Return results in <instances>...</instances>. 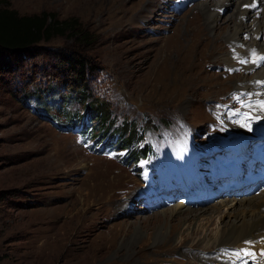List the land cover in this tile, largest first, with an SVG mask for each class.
Here are the masks:
<instances>
[{"label":"rangeland","instance_id":"374dc122","mask_svg":"<svg viewBox=\"0 0 264 264\" xmlns=\"http://www.w3.org/2000/svg\"><path fill=\"white\" fill-rule=\"evenodd\" d=\"M0 2L20 14L76 16L90 36L80 44L90 64L82 77L56 53L77 44L73 37L42 41L22 58L0 49V264H226L231 256L257 264L215 246L247 204L212 210L223 199L258 196L264 185L259 176L237 196L217 187L230 173L245 177L262 166L264 64L255 53L264 46V6L255 5L249 23L240 14L247 0ZM241 19L251 25L237 34L242 49L228 34ZM96 100L99 115L89 104ZM124 136L132 141L121 144ZM201 187L214 196L196 205L188 193ZM59 230L66 240L53 251Z\"/></svg>","mask_w":264,"mask_h":264},{"label":"bare ground","instance_id":"6f19581e","mask_svg":"<svg viewBox=\"0 0 264 264\" xmlns=\"http://www.w3.org/2000/svg\"><path fill=\"white\" fill-rule=\"evenodd\" d=\"M247 1H248V5H244V7L242 8V10L241 11L238 10V11H240L241 18H243L244 20H248L249 23H250L252 20H255L256 19V11H255L254 7H252V5L253 4L254 5H256V4L259 5L260 4L261 6H264V0H247ZM245 4H246V2H245ZM211 10H212L213 13L208 12V14H207V22L208 23L207 24H209L211 27H214L215 24H216V21H215L216 18L214 16V14L216 12H214L215 11L214 8H212ZM244 20L241 19V22H240V24L243 26L242 28L238 29L235 25H233L228 30L229 37H233V38L236 37L237 47L240 48V49H242L241 48V45H242V40L244 38L242 39L240 37L241 35L239 36L237 34L240 31H244V30L246 32H248L249 31L248 28H250V26H251L249 23L245 22ZM257 22L260 25V30H258V31H259L260 36L262 37V42L261 43L264 44V17H262V19L260 21L257 20ZM236 43H235V45H236ZM244 44H245V42H244ZM240 53H241V51H240ZM229 54H231V53H229ZM255 54L258 56V60H257L258 63L261 62V63L264 64V46H258V50H256V53ZM223 56L225 57V53L223 54ZM227 58L229 59V57H227V54H226V59ZM258 74H260L261 76L264 77V65L260 66V70L258 71ZM256 82H258V80ZM259 84H263L262 87L264 88V79ZM246 86H248V85H246ZM262 87H261V89H262ZM248 88H250V90H252V91H255L256 90V88H252V87H248ZM261 91H262V93H264V90H261ZM261 138L263 139L264 136L261 137ZM263 143L264 142H261V144H263ZM241 144L242 145H241V147L238 148V151L240 152V154L242 156H245L246 154H245L244 145H246V141H245V143H242L241 142ZM258 146H255V148L258 147ZM249 157H251V156H249ZM260 157H261V162H262L261 165L262 166L259 169V172L257 174L254 173V172L253 173L255 175H257V176L262 177V179H264V145L262 147ZM240 158H238V159H240ZM238 159H237V156H236V160H232V162H234V164L237 165V166H239V160ZM247 166L250 167V165H247ZM253 168L256 169L255 165L253 166ZM241 176H242V174L241 175H238V174H235V173H233V174L230 173L229 174V178H227L226 176L222 177L224 180L222 182H220V183H217V187L219 189H221V188L228 189L229 188L230 191L235 192L234 193L235 196H237L236 194L245 193L244 190L241 191V189H239V188H241L243 186L238 187L237 184H235V183L232 184V185H230L231 182H235L236 181L235 178L236 179H239ZM179 178H182V175ZM241 178H245V180L247 179V181H250L249 183H255L256 182V181L250 180L252 178V176L250 174L248 176L241 177ZM262 184H264V182H262ZM236 190H238V191L236 192ZM214 192H215V189H213L212 187H205V188L204 187H201L198 191H195V193H194V194H197V197H194V194L193 193H188V195H189L188 197L190 199L196 201L197 202L196 205H197L198 202H200L199 200H200L201 197L204 198V200H206L207 196L209 198L213 197L214 196L213 195ZM226 193H229V192H226ZM81 195H82V197L88 196L87 193L81 194ZM228 195H230V193ZM234 202H238V203L240 202V203H243L244 205L247 204V206H243L244 209L241 210L242 212H240V214L238 213V215L235 216V217H237V220L235 219L236 221H233L232 223H230V225L224 226V228L222 227L223 230H221V231H222L223 238L220 239V240H218V243L215 244V246H217V248H221V246L228 245L229 247L237 248L239 250L245 249L248 252L254 254V256L248 255V256H250V259H252L253 261L254 260H257V262H258L257 264H264V255L261 254L262 252H264V185L261 187V190L259 191V195L258 196H255V197L254 196L253 197H243L242 196V197L232 198V199H227V200H224L223 199L221 201V204L220 205H218V204H215L214 205V209L212 211L218 213V212H220V209L223 206L232 205ZM202 203H203V201H202ZM82 204L83 203L80 204V207H81ZM181 204H182L181 202H177V204L168 207V209H169V211H168L169 215H171V214H173L175 212H178L180 210L179 208H180V205ZM84 210H85V208L83 209V212H84ZM122 210H124V208H122ZM205 210H206V208L205 209H202L200 211H196V212L193 211L192 213L188 212L187 213V216L185 217V219H189V218H192V217H196L198 215L200 216V214H203ZM244 212H247L248 213V216H249L248 218H246V216L244 215ZM77 213H79V212H77ZM199 225L200 224H198V222H196L194 228H196V229L201 228V227H199ZM76 227H77V225L74 226L73 232H74V230H75ZM186 229H188V228H186ZM113 233L112 232H109L108 234H102L103 237L102 238H98L100 244L104 245L105 242H106V240L109 237H113V235H115ZM75 236H76V234L73 233V238H76ZM52 238L54 239V244H53L52 250L55 251V250L61 248V246L63 245L64 241L66 240V233L63 234V232L61 230H59L55 236L54 235L52 236ZM179 238H180V236H178V239ZM179 240H181V239H179ZM246 242H250V243H246ZM189 245L192 246L191 248H193V245L192 244H189ZM234 250H236V249H234ZM231 252H237V251H231ZM87 253H88V250L85 251V252H83L82 254L83 255L84 254L85 255H93V254H87ZM47 255H53V252L50 251ZM226 261H227L226 264H230V261H231V264H235V260L232 259V256L230 258H227ZM236 264H244V263L238 261V263H236Z\"/></svg>","mask_w":264,"mask_h":264},{"label":"trees","instance_id":"16d2710c","mask_svg":"<svg viewBox=\"0 0 264 264\" xmlns=\"http://www.w3.org/2000/svg\"><path fill=\"white\" fill-rule=\"evenodd\" d=\"M57 36L73 37L78 42L69 51L64 52L59 50L56 53L64 70L73 71L82 77V74L88 72L90 64L80 49V44L89 39L90 36L87 30L81 27L78 17L60 18L54 11L48 10L20 14L16 9L10 7L8 3L0 2V49L7 50L18 55V58H22L28 56L29 51L40 42L49 41ZM38 89H34L33 92L28 93L26 98L38 93ZM100 103L101 100L89 103L90 107L97 113L96 115H99L98 105ZM121 141V144L129 143L132 141V136H124ZM139 149L142 150H138L135 153L136 158L141 151L142 153H146L149 146L144 145Z\"/></svg>","mask_w":264,"mask_h":264},{"label":"snow or ice","instance_id":"6c2138e0","mask_svg":"<svg viewBox=\"0 0 264 264\" xmlns=\"http://www.w3.org/2000/svg\"><path fill=\"white\" fill-rule=\"evenodd\" d=\"M252 7H255V5L253 4ZM240 62L244 63V61H240ZM253 62H255V61H253ZM259 104H260L261 109L264 110V101H260ZM258 118L259 117H257V119ZM246 243H250V242H246ZM241 253H243L244 255H252V256H254L253 253H250V252H248L245 249H241L240 251L235 252L234 255L239 259L241 257ZM261 254L264 255V252H262ZM244 264H246V262H244Z\"/></svg>","mask_w":264,"mask_h":264}]
</instances>
